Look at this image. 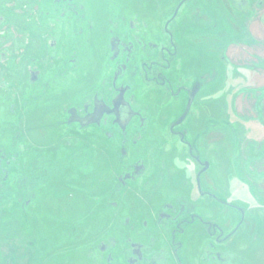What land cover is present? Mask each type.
I'll return each instance as SVG.
<instances>
[{
  "label": "flooded vegetation",
  "instance_id": "1",
  "mask_svg": "<svg viewBox=\"0 0 264 264\" xmlns=\"http://www.w3.org/2000/svg\"><path fill=\"white\" fill-rule=\"evenodd\" d=\"M18 1H27V6L15 7ZM186 1L174 7L158 32L161 39L155 33L157 41L151 42L147 0H10V6H0V24L5 13L14 14L18 18L11 29L25 34L12 62L0 53L2 80L13 89L12 97L15 89L27 95L32 109L11 110L17 141L30 125L42 126L51 137L67 126L91 128L93 141L97 144L102 134L111 149L115 131L120 137V154L109 157L101 195L95 173L91 206L84 202L88 187L81 171L53 170L57 151L52 138L42 165L34 153L24 156L18 150L10 160L0 159V170L3 162L7 168L0 178V205L11 204L7 211L13 215L10 225L2 215L0 234L20 224L33 228L28 249L3 245L0 238V264H73L74 257L76 264H264V257L255 255L264 240L249 239L257 223L246 224L245 208L226 201L222 173L213 180L210 159L194 151L201 133L210 132L209 112L203 123L191 115L213 81L211 70L198 78L188 66L180 70L183 78L165 73L177 54L168 27ZM163 33L167 44L162 43ZM154 53L156 59L149 61ZM8 75L11 81H5ZM149 84L164 96L157 110L176 115L165 128L185 148V154L175 157L181 158L176 161L182 162L179 170L172 162L147 171L143 158L130 154L150 124L149 106L140 98ZM203 103L209 109V93ZM29 141L33 147L35 141ZM79 157L72 155V160ZM191 163L199 168L192 171ZM84 208L90 211L86 218ZM90 217L95 218L91 224Z\"/></svg>",
  "mask_w": 264,
  "mask_h": 264
},
{
  "label": "rangeland",
  "instance_id": "2",
  "mask_svg": "<svg viewBox=\"0 0 264 264\" xmlns=\"http://www.w3.org/2000/svg\"><path fill=\"white\" fill-rule=\"evenodd\" d=\"M9 1L0 0V6H10ZM179 1L147 0L149 42L157 41L155 33L161 39L158 32L162 33L163 25L172 16V11ZM19 5L26 7L27 1L14 3L15 7ZM0 11L3 12L4 9L0 7ZM5 14L0 24V35H2L0 53L5 52L7 54L5 60L12 62L13 57H18L17 48L23 44L20 37L22 35L25 37V34L11 29L18 17L14 14ZM168 30L172 34L177 54L170 62V70L165 73L169 76L172 74V77L174 74L183 78L184 72L180 70L186 66L195 71L196 77L203 71L211 70L212 73L213 81L205 91L201 92L199 104L191 115L200 116L203 123L204 115L209 112L210 132L206 136L201 133V143L194 147V151L200 153L201 158L210 159L213 180L222 173L221 176L227 181L226 201L245 208L248 213L246 224L257 223V227L249 233V239L252 240L253 236H257L258 240H264V0H187L169 24ZM163 37L162 43L167 44V36L164 33ZM162 43L159 42L160 45ZM24 48H27V44ZM19 54L22 56L24 53ZM155 55V53L150 55L149 61L155 60ZM1 67L0 58V159L4 157V160H10L18 150L19 154L24 156H33L34 153V160L38 165H42L46 158L45 146H49L48 140L52 138V148L57 151L56 156L53 152L54 159L57 160L52 161L53 170L71 174L81 171L83 173L81 176L88 187V199L84 202L91 206L93 200L90 196L95 173L99 177L98 190L101 195V190L109 177V157L120 154L118 131H115L114 149H111L110 142H106L102 134L98 137L97 145L93 141L95 132L91 128L80 129L72 126L51 132V137L50 131L41 129L42 126L30 125L31 129L21 131L23 136L18 142V131L13 125L14 115L11 110L17 112L20 106L30 111L32 109L28 108L30 106L28 96L17 93L19 89L18 91L15 89L16 94L12 97L10 84L4 83L1 78V72L4 71ZM11 70L12 68L10 72ZM7 79L11 81L12 76L8 75L5 81ZM207 93L210 97L209 109L203 103L204 95ZM140 98L145 99L149 106L150 113L147 117L150 124L141 137L142 140L134 148L135 150L130 151V154L141 156L146 163L147 171L165 169L159 166L164 164L168 167L167 163L172 162L178 167L175 169L179 170L182 162L177 165L176 161L181 158L175 157L185 154L183 150L185 148L174 142V137L165 128V125L176 115L166 113L160 108L157 110L156 106L165 103L164 96L150 84L146 94L142 93ZM42 122H47V117L42 119ZM133 132L137 131L133 130ZM29 140L35 141L33 147L29 145ZM72 155L80 157L76 161L72 160ZM78 165H81V168ZM2 166L0 178L7 170L4 162ZM190 166L192 171L199 168L194 163ZM8 169L12 170L11 167ZM216 180L219 181L218 178ZM72 185L76 183L73 182ZM69 186L71 183H68ZM7 197L3 196L4 199ZM10 205L6 202H1L0 205V218L3 215V222H8V225L13 219L11 210L7 211ZM84 209L86 218L90 211ZM94 219L90 217L88 223L91 224ZM12 234L13 238L4 236ZM31 234L33 228L20 224L12 231L4 235L0 234V238L3 239H0L1 244L11 243L17 246L23 244L28 249L27 241ZM73 245L74 243H68L69 247ZM255 255L258 259L264 257V245L257 249ZM72 262L76 264V257ZM55 263L52 261L50 264ZM83 264H86L85 260Z\"/></svg>",
  "mask_w": 264,
  "mask_h": 264
},
{
  "label": "crops",
  "instance_id": "3",
  "mask_svg": "<svg viewBox=\"0 0 264 264\" xmlns=\"http://www.w3.org/2000/svg\"><path fill=\"white\" fill-rule=\"evenodd\" d=\"M261 88H262V87H261ZM261 88H260V90H261ZM260 90H259V91H260Z\"/></svg>",
  "mask_w": 264,
  "mask_h": 264
}]
</instances>
